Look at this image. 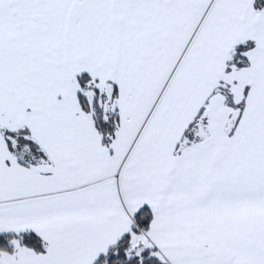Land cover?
I'll return each mask as SVG.
<instances>
[{
	"label": "snow or ice",
	"instance_id": "obj_1",
	"mask_svg": "<svg viewBox=\"0 0 264 264\" xmlns=\"http://www.w3.org/2000/svg\"><path fill=\"white\" fill-rule=\"evenodd\" d=\"M0 264H264V0H0Z\"/></svg>",
	"mask_w": 264,
	"mask_h": 264
}]
</instances>
